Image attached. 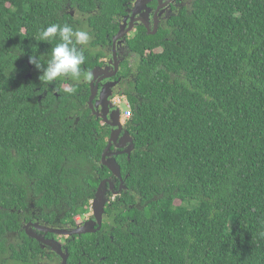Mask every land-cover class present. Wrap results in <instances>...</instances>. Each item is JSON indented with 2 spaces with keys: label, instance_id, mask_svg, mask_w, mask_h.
<instances>
[{
  "label": "trees",
  "instance_id": "1",
  "mask_svg": "<svg viewBox=\"0 0 264 264\" xmlns=\"http://www.w3.org/2000/svg\"><path fill=\"white\" fill-rule=\"evenodd\" d=\"M133 1L0 0V264L44 261L23 219L36 211L54 227H76L112 177L96 126L66 121L72 111L87 117L80 86L56 101L65 79L43 85L42 72L26 64L59 42L35 36L50 24L87 31L88 72ZM67 3L85 25L62 12ZM195 6L127 41L135 77L119 96L132 111L135 147L116 158L125 190L105 210L114 240L103 232L75 237L72 264H264V0Z\"/></svg>",
  "mask_w": 264,
  "mask_h": 264
},
{
  "label": "flooded vegetation",
  "instance_id": "2",
  "mask_svg": "<svg viewBox=\"0 0 264 264\" xmlns=\"http://www.w3.org/2000/svg\"><path fill=\"white\" fill-rule=\"evenodd\" d=\"M196 0H134L130 3V8L127 9V15L124 16L122 19H117V32L109 38V44L105 48V53L101 55L98 53L94 59L96 66L88 71L93 74V78L91 81H83L81 78V82L76 83L73 81L66 80L63 82L58 81L62 86L57 87L54 92V97L57 100L60 98V92L62 90H67L69 85L72 87L74 85H79L82 92L84 93L86 98L85 103H82V112L84 115H87L86 118H81L79 113L69 112V118L66 121H70L69 127H75L79 125L81 122L84 123H91L92 125L96 126L93 128V137L97 144H101L102 141L106 142L105 147L101 152V161L103 154L106 148L109 145V142L113 136L117 137V140L113 142L111 149L109 150V154H113L115 158L121 155H127L123 152L126 147L120 148L123 141L121 138L123 137L124 132H128L126 120L123 121V113L119 107H117L113 100L115 97L121 95V92L125 93V91L130 90L132 79L135 77V70H136V63H137V56L135 53H132L127 46V41L136 37V33L142 27L146 29L149 35L155 34L162 28L169 27L170 20L177 15L178 13L185 11L187 14H191L196 10L195 6ZM138 4V6H137ZM138 7V10H137ZM62 12L70 15L74 19L81 21V26L85 25V14L78 13L74 8H72L70 3H67L63 6ZM123 27V31L127 32L125 38L122 41H117L116 45L114 44V38L118 35ZM108 37V36H107ZM86 47V46H83ZM115 52L117 54V58H115ZM26 64L28 65L29 69H34V65L30 63V60H26ZM118 65V72H116L115 65ZM130 67L131 72L129 74L125 73L124 66ZM97 69V74H94L93 71ZM32 72L27 73L23 76L24 79H31L33 78ZM40 74V71H38ZM96 76V77H95ZM56 83V81H55ZM41 90V89H38ZM93 92H95L93 96ZM49 91L44 90L42 93L38 95V100L41 98H45L48 96ZM79 95V94H78ZM124 96V94H123ZM93 97V98H92ZM126 97V96H124ZM92 99V102H90ZM81 112V113H82ZM106 115V118L104 117ZM115 116H119L118 121L123 125V131L120 136H118V127L112 126L113 120ZM117 153H121L117 155ZM102 164V162H101ZM115 184V190L112 191L108 188L107 198L108 202L106 204L105 210H107L108 206H111V201H115L117 197H119L122 193L120 191V181L117 180L115 177L110 179ZM100 185V184H99ZM99 187V186H98ZM117 192L115 195L114 193ZM58 213V210L55 209ZM40 212V211H39ZM78 225L76 227H54L47 221H41L38 218L37 212L35 211L31 216V219H23L22 230L24 233L32 240L36 241L40 244L41 248L44 250V253L47 255L44 261L37 262L36 264H63V260L61 257L55 253L50 247L45 246L42 242L38 241L37 239H33L29 236V232L34 233L38 236L45 237L47 240H55L61 243L63 247V251L68 253L69 259L67 264L70 263V250L67 247L68 243L72 241L75 237H81L80 235L71 236V237H63L56 234H45L41 231L37 230L33 225L39 224L40 226L47 227V228H54V229H61V230H74L79 227H84L86 224L88 232L85 235H97L100 232H103L104 238L109 237V239L114 240V236L111 234L114 230L108 229L107 225L111 223L109 217L106 214L103 215L102 218V227L101 230H97L99 224L97 222V218L94 216L93 212L88 213L86 216H81L77 218ZM97 223V224H96ZM32 224L28 229L27 226ZM82 235V236H85ZM14 240L16 236H13ZM13 240V241H14ZM20 264H27V263H20Z\"/></svg>",
  "mask_w": 264,
  "mask_h": 264
},
{
  "label": "clouds",
  "instance_id": "3",
  "mask_svg": "<svg viewBox=\"0 0 264 264\" xmlns=\"http://www.w3.org/2000/svg\"><path fill=\"white\" fill-rule=\"evenodd\" d=\"M58 38L59 42L51 48L50 53L38 56L34 54L30 57L32 63L42 72L39 77L43 85L53 84L60 79H66L76 83L91 81L93 74L82 70V65L86 61L84 47L88 45L91 36L81 29H74L72 26L65 24H50L42 28L35 40L37 42H53ZM47 55L46 60L43 57ZM73 87L69 85L67 91L71 92Z\"/></svg>",
  "mask_w": 264,
  "mask_h": 264
},
{
  "label": "water",
  "instance_id": "4",
  "mask_svg": "<svg viewBox=\"0 0 264 264\" xmlns=\"http://www.w3.org/2000/svg\"><path fill=\"white\" fill-rule=\"evenodd\" d=\"M139 1L140 0H138V3ZM137 10H138V7H137ZM126 34L127 32H124L123 27H122L121 31L114 38V44L116 45L117 41H122L125 38ZM153 34H155V31L153 32ZM114 55H115V58H117L116 52ZM115 67L117 69L116 72H118V65L116 64ZM93 73L97 74V69L94 70ZM94 94L95 92H93V96ZM90 102H92V99ZM104 117L106 118V115H104ZM118 118L119 116H115L112 126L118 127V134H119L118 136H120L123 131V125L118 121ZM116 140H117V137H115V135L113 134L109 142V145L103 154L101 162L104 167L108 168V170L112 173L113 177H115L117 180L120 181V191H122L125 189V185H124V179L122 176L121 166L118 163L117 159L113 156V154L108 153L109 150L111 149L113 142H115ZM121 141H123L124 144H122L120 148L126 147V149L121 153H126L127 155L130 156L135 147L133 137L130 135L129 132L126 131L124 132L123 137L121 138ZM121 153H117V155H120ZM108 188L114 191L115 190L114 182L112 180L102 181L97 189L95 199L93 200V203H92V212L94 216L97 218V222L99 224V227L97 229L98 231L101 230L102 218H103V215L105 214V207L108 202V198H107ZM114 194L116 195L117 192H115ZM31 225L32 224H29L27 226V229ZM33 226L37 230L41 231L42 233H45V234L51 233V234H56V235L63 236V237H71V236H76V235L81 236V235L87 234L88 232H91V231L86 230L88 224H86L84 227H79L74 230H61V229L47 228V227L40 226L39 224H34ZM29 236L33 239H37L38 241L42 242L45 246L50 247L55 253H57L61 257V259L63 260V264H67L69 255L68 253H65L63 251V247L60 242L55 241V240H47L45 237L38 236L31 232H29Z\"/></svg>",
  "mask_w": 264,
  "mask_h": 264
},
{
  "label": "built area",
  "instance_id": "5",
  "mask_svg": "<svg viewBox=\"0 0 264 264\" xmlns=\"http://www.w3.org/2000/svg\"><path fill=\"white\" fill-rule=\"evenodd\" d=\"M113 102H114V104L117 107H119L122 110V112H123V118L125 120L129 119L132 116V111H131L129 102L127 101L126 98H124V96H117V97H115V99L113 100Z\"/></svg>",
  "mask_w": 264,
  "mask_h": 264
},
{
  "label": "rangeland",
  "instance_id": "6",
  "mask_svg": "<svg viewBox=\"0 0 264 264\" xmlns=\"http://www.w3.org/2000/svg\"><path fill=\"white\" fill-rule=\"evenodd\" d=\"M87 47H89V43H88V45H86Z\"/></svg>",
  "mask_w": 264,
  "mask_h": 264
}]
</instances>
